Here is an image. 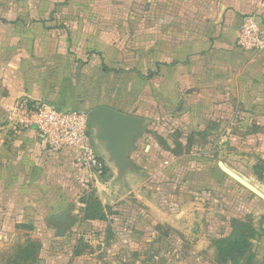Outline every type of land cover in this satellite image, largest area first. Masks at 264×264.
I'll return each instance as SVG.
<instances>
[{"label": "crops", "instance_id": "0c3cea01", "mask_svg": "<svg viewBox=\"0 0 264 264\" xmlns=\"http://www.w3.org/2000/svg\"><path fill=\"white\" fill-rule=\"evenodd\" d=\"M258 1L0 0V212L8 220L18 215L12 225L27 238L21 246L38 248L35 259L16 252L10 264L40 263L41 244L32 233L42 228L40 214L48 210L55 215L47 223L62 243L72 237L70 229L79 230V238L121 231L138 244L152 235L157 245L158 226H179L184 213L165 211L166 197L178 183L163 191L159 174L146 171L154 141L145 128L149 119H159L170 123L164 134H194L230 108L239 118L257 113V104L264 102V53L243 52L237 36L241 19L257 10ZM22 101L62 110L107 106L143 118L129 156L131 169L119 174L104 146L93 140L105 164L101 176L76 163L72 151L52 154L36 130L15 128L9 119ZM185 160L191 159L177 161ZM189 178L179 185L192 191ZM84 183L91 184L86 200H94L83 201L89 210H80L90 216L73 223V206L60 207L82 195ZM118 207L126 215L120 226L111 223ZM66 210L65 226L51 221ZM50 256L64 264L98 262L96 255L81 251L67 262L64 255Z\"/></svg>", "mask_w": 264, "mask_h": 264}, {"label": "rangeland", "instance_id": "374dc122", "mask_svg": "<svg viewBox=\"0 0 264 264\" xmlns=\"http://www.w3.org/2000/svg\"><path fill=\"white\" fill-rule=\"evenodd\" d=\"M247 15L241 19L240 25ZM120 87L117 93L122 95ZM257 106V113L241 116L242 118L236 114L232 116L230 108V111L224 113V117L211 121L201 132L186 135L179 132L164 134L163 128L170 123L149 119L145 129L146 134L153 139L154 146L148 151L150 166L146 171L150 172V175L159 174L163 179L159 182L163 191H169L170 186L174 187L178 183L177 188L172 189L173 195L166 197L169 207L165 211L184 213L182 218L177 219L180 224L176 229L165 225L158 226L155 238L157 245L154 244L152 235V240L138 244L133 240L128 242V237H123L121 231H118V235H115V232H106L105 236L100 237H92L88 232L85 238H79L78 233L81 232L70 229L68 231L72 237L63 243L57 242L55 230L53 231L47 223V219L55 213L48 210L40 214L42 228L32 233V239L41 244L39 255L42 258L39 264H64L58 263L56 257L52 262L48 256L64 255L67 262L75 251H81L84 255H96L97 264H220L214 242L228 236L235 226L239 225L250 228L252 233L249 252L253 261L250 264H264V202L226 176L218 167V163H223L242 180L264 194V108L261 104ZM85 107L79 111L88 113L97 108L88 105ZM90 144L93 146L92 138ZM183 158L191 160L177 161ZM189 175V179L193 181L192 191L184 190L179 185L181 179ZM169 177H174V181H169ZM148 183L152 184L150 181ZM137 184L138 182H135L134 186ZM90 186V183H84L81 186L82 195L66 199V204L60 207L66 209L70 205L73 206V223L79 222L82 217L90 216L88 212L82 214L80 210L88 209L89 202L84 205L83 201L94 200H86L85 193ZM146 193L147 197L153 198L151 192ZM131 201L137 200L133 198ZM95 204L90 205L93 207ZM115 209L116 215L113 218L116 220L111 223L120 226L125 222L126 215L120 207ZM6 217L9 216L0 212V264H10L9 260L16 252L22 255L30 253L35 259L38 248L33 244L31 249L21 246L27 238L23 233L13 230L12 223L13 220H18V215L12 220L4 219ZM133 220L137 224L136 219ZM99 227H103L102 224H99ZM99 227L95 226V229H102ZM148 233L151 234V230ZM123 239L124 243L121 242ZM111 258L113 260H110ZM237 264L248 262L243 257H237Z\"/></svg>", "mask_w": 264, "mask_h": 264}, {"label": "built area", "instance_id": "2783aa9c", "mask_svg": "<svg viewBox=\"0 0 264 264\" xmlns=\"http://www.w3.org/2000/svg\"><path fill=\"white\" fill-rule=\"evenodd\" d=\"M241 22L237 45L244 51L264 50V0L256 3ZM15 128L37 131L45 147L52 154L63 151L75 153V161L87 171L101 175L104 164L90 144L87 134V113L79 110H62L42 102H19L9 113Z\"/></svg>", "mask_w": 264, "mask_h": 264}, {"label": "water", "instance_id": "95a60500", "mask_svg": "<svg viewBox=\"0 0 264 264\" xmlns=\"http://www.w3.org/2000/svg\"><path fill=\"white\" fill-rule=\"evenodd\" d=\"M87 134L92 140L104 146L110 161L119 174L131 169L129 156L134 148L135 140L142 134L145 120L107 106L93 108L87 113ZM219 169L244 189L264 202V194L242 180L223 163ZM69 210L55 216L51 221L58 226H65Z\"/></svg>", "mask_w": 264, "mask_h": 264}, {"label": "trees", "instance_id": "16d2710c", "mask_svg": "<svg viewBox=\"0 0 264 264\" xmlns=\"http://www.w3.org/2000/svg\"><path fill=\"white\" fill-rule=\"evenodd\" d=\"M242 51L248 53H264V50L260 52ZM262 105H264V102H262ZM251 234L250 228L239 225L235 226V229L228 236L215 241L214 246L220 264H237V257H243L250 264L253 261L249 252Z\"/></svg>", "mask_w": 264, "mask_h": 264}]
</instances>
